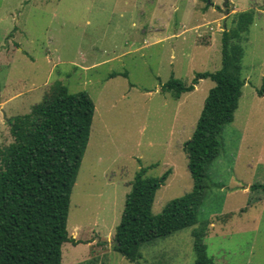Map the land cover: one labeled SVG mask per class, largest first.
I'll return each instance as SVG.
<instances>
[{"label": "rangeland", "instance_id": "obj_1", "mask_svg": "<svg viewBox=\"0 0 264 264\" xmlns=\"http://www.w3.org/2000/svg\"><path fill=\"white\" fill-rule=\"evenodd\" d=\"M209 3L0 0V147L13 142L7 119L30 114L56 83L96 105L67 226L81 243L64 244L62 264H196L193 232L212 223L205 244L215 264H264V189L251 190L264 185V0ZM244 12L253 13L239 40L245 86L208 167L198 223L144 244L132 262L114 246L134 178L142 168L153 178L174 173L153 217L192 192L185 146L215 83L200 80L179 100L163 86L220 70L223 32Z\"/></svg>", "mask_w": 264, "mask_h": 264}, {"label": "trees", "instance_id": "obj_2", "mask_svg": "<svg viewBox=\"0 0 264 264\" xmlns=\"http://www.w3.org/2000/svg\"><path fill=\"white\" fill-rule=\"evenodd\" d=\"M212 7L209 0H203ZM253 23V13H241L236 28L222 35L220 70L199 73L190 85L172 77L162 91L179 100L200 80L215 83L205 101L191 140L186 144L191 193L172 200L152 216L155 197L172 171L148 177V168L135 176L116 229L115 250L137 262L141 247L198 223L208 167L220 156L221 136L234 122L245 81L244 49L239 40ZM112 76H116L115 74ZM264 97V87L258 91ZM96 105L85 92L70 94L56 83L31 113L9 119L13 142L0 147V264H62L63 246L81 241L68 232L73 189L90 141ZM264 185L252 186L251 190ZM230 217L231 214H228ZM208 226L194 230L196 264H215L205 244Z\"/></svg>", "mask_w": 264, "mask_h": 264}, {"label": "crops", "instance_id": "obj_3", "mask_svg": "<svg viewBox=\"0 0 264 264\" xmlns=\"http://www.w3.org/2000/svg\"><path fill=\"white\" fill-rule=\"evenodd\" d=\"M174 173H173V171H172V174H171V176L173 175ZM214 223H212V224H210V226H209V229H210V227H211V229L213 228V229H215V226L213 225ZM208 229V230H209ZM208 230H207V234H208ZM206 236H208V235H206ZM206 239V238H205Z\"/></svg>", "mask_w": 264, "mask_h": 264}, {"label": "water", "instance_id": "obj_4", "mask_svg": "<svg viewBox=\"0 0 264 264\" xmlns=\"http://www.w3.org/2000/svg\"><path fill=\"white\" fill-rule=\"evenodd\" d=\"M228 2H229V0H225V3H224V5H223V7H224V8H226V7H227V3H228ZM226 14H227V12H226ZM6 119H7V118H6ZM7 121H8V123H9V121H10V120H9V119H7Z\"/></svg>", "mask_w": 264, "mask_h": 264}]
</instances>
